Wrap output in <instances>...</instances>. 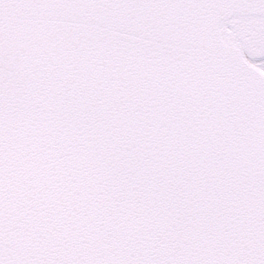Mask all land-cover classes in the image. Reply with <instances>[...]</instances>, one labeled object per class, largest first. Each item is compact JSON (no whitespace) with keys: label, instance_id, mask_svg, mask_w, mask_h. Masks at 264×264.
I'll list each match as a JSON object with an SVG mask.
<instances>
[{"label":"snow or ice","instance_id":"snow-or-ice-1","mask_svg":"<svg viewBox=\"0 0 264 264\" xmlns=\"http://www.w3.org/2000/svg\"><path fill=\"white\" fill-rule=\"evenodd\" d=\"M0 264H264V0H0Z\"/></svg>","mask_w":264,"mask_h":264}]
</instances>
